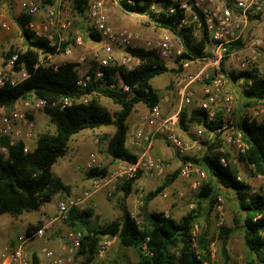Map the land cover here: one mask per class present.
<instances>
[{"label":"trees","instance_id":"16d2710c","mask_svg":"<svg viewBox=\"0 0 264 264\" xmlns=\"http://www.w3.org/2000/svg\"><path fill=\"white\" fill-rule=\"evenodd\" d=\"M55 0H47L51 4ZM264 1V0H262ZM122 9L127 13L147 16L152 22L170 29L182 41L186 52L183 58H198L209 55V32L204 22L200 36H196V26H179L187 17L184 9L176 6L173 13L169 11L170 0H119ZM152 2L160 4L159 12L150 10ZM232 5L233 0H226ZM89 6V0H73V9L84 14ZM197 12L198 9H196ZM250 19H259L261 15L250 14ZM24 38V50L11 48L4 54L7 62L14 55L16 69L24 68L28 76L16 85L6 84L0 87V107L12 111L15 105L24 98L34 95L46 100L43 111L55 125V133H41L36 138L35 147L25 151V143L21 140L10 144L8 137L0 139V145L8 147V153L0 151V216L10 213L14 216L26 211H37L45 204L50 203L59 193L70 194V186L60 177L55 176L53 167L59 158L65 157L70 150V142L74 135L85 129H96L102 126H114L115 133L107 144V152L114 160L135 164L139 160L136 152L128 148L129 118L137 104H144L149 110L157 106L163 96L152 83L155 77L174 70L171 69L155 50L142 47H129L128 51L141 59V63L134 69L126 70L121 66L108 65L101 67L102 74L97 75L96 63L85 74L91 75L86 86L79 84L82 76L83 64L67 61L57 67L41 62V57L56 53V48L49 45L44 38L34 36L33 31L27 28L30 16L21 14L16 18ZM90 34L99 39L93 30ZM243 41L237 40L229 46V51L243 47ZM66 44H63V48ZM181 69V68H180ZM222 69L225 68L222 64ZM176 71V70H174ZM231 79L237 82L244 78L241 98L247 100L246 106L264 105V75L255 67L244 71H232ZM251 81V82H250ZM250 82V83H249ZM127 86V88H126ZM89 97L87 102L75 101L70 106L58 103L64 97L78 100ZM98 96L110 98L119 109L111 112L99 102ZM200 124L208 131H216L222 121L209 122L206 110L197 106L184 107L181 111L179 125L184 131H189L192 124ZM235 125L242 130L247 149L240 154V160L252 166L255 175L264 177V123L250 114H245ZM218 135V134H217ZM182 162L191 159L196 163L205 164L207 170L216 182L233 190L237 196L240 215L235 220V226L243 227L244 243L249 250L253 263L264 264V195L253 192L252 185L239 178L240 171L231 160V154L223 148L221 141L207 143V152L202 158L183 157ZM225 158L227 164L221 159ZM110 172L109 166L91 167L86 175L89 179L105 178ZM180 176V169L166 176L164 182L149 191L143 197L141 215L143 222L124 206L123 217L103 225L92 222L93 210L73 208L65 222L70 230L82 231L81 246L75 253V264H92L99 255V249L105 237H117L119 242L132 248L138 254L136 262L122 263L115 261L112 264H204L212 262L213 257L210 244L216 240L214 233L202 228L194 234L202 200H207L210 208L218 203L219 194L216 187L209 181L200 185L198 208H192L180 219L174 218L163 211L148 210V203L164 193ZM141 177L136 176L118 185V189L128 196L133 185ZM43 226V221L29 224L26 233L32 234ZM234 227L221 226L218 239L221 240V250L226 261L230 259L227 244ZM34 263L38 264V256H33Z\"/></svg>","mask_w":264,"mask_h":264},{"label":"built area","instance_id":"2783aa9c","mask_svg":"<svg viewBox=\"0 0 264 264\" xmlns=\"http://www.w3.org/2000/svg\"><path fill=\"white\" fill-rule=\"evenodd\" d=\"M46 1L21 0L22 13L30 16V20L26 26L33 31L34 36L46 39L49 45L56 48V53L48 54L47 56L42 55L41 62L57 67L60 63H54L48 60V58L50 59L59 53L70 55L73 52V48L67 45L65 38V32L70 29L72 24L69 14L73 0H55L51 4H45ZM170 1L169 11L171 13L175 11L176 6L184 9L187 13V17L179 23V26L194 24L196 26L195 34L198 37L203 30V21L200 14L203 16L209 32V46L213 47L211 55L192 59L183 58L182 55L186 50L181 39L170 29L164 28L155 22L159 27L160 33L154 38H145L137 31L116 28L108 17L105 0H89V6L85 14L88 15L92 24L91 30L99 36V46L81 54L78 61L83 63L91 58L97 65V75L99 76L102 74L100 70L103 66H124L130 70L136 68L141 63V59L130 53L128 51L129 47H142L155 50L162 59L176 60L177 67L181 68L175 80V91L180 100L172 113L164 115L162 104L169 101V97L165 96L157 106L149 110L142 117L148 129L145 130L142 127L136 129L132 141L133 147L140 154L137 163L130 164L123 162L129 165V170H126L123 166L118 167L112 175L109 172L105 178L92 179L91 188L80 194L68 196L60 200L55 220L65 221L73 208H78L79 205L91 198L95 191L100 189L102 182L112 183L120 178H125L123 182H127L136 176L139 171L145 172L148 176H154L163 172L165 167L163 159L154 157L151 153L154 139L157 135L163 136L167 143L173 146L181 156L192 158L188 154L193 144L183 138L178 126L181 111L193 102L198 84L202 85V97L199 99L198 106L206 110L209 122L216 121V108L220 104L225 107L227 114H232L235 97L230 93L229 88L234 81L231 79L230 74L222 69V64L227 59L236 56L239 71H244L250 69V63L256 62V54L248 58L244 56L240 49L229 51V46L241 39L250 20V14L262 15L264 11L263 1L233 0L232 5H229L226 0ZM4 5L6 6L4 0H0V28L11 31L12 27L10 21L7 19ZM161 9L162 7L157 2H152L150 5V10L153 12H159ZM64 43L66 46L63 48ZM76 43L78 45L82 44L80 37L76 39ZM258 43H261V40ZM115 48L126 49V51L118 58L114 53ZM16 58L17 55H14L7 62L5 60L0 61V87L6 84L16 85L28 76L24 68L16 69L14 64ZM90 80L91 75L89 73L84 74L79 80V84L86 86ZM244 82V78H240L235 83L244 85ZM88 99L89 97L87 96L81 97L78 100L64 97L58 103L62 106H70L75 101L87 102ZM19 102H21L25 109H40L47 104L46 100L36 98L35 96L33 100L24 98ZM251 118L264 123V106L254 107ZM230 123L232 122L230 121ZM34 129L35 124L33 120L21 109L4 114L0 118V139L8 137L11 145L21 140L25 143V151L33 149L31 140L34 136ZM198 134L201 136L203 134L202 130ZM224 138L229 144L239 143L240 153H244L248 147L245 141L242 140L243 132L240 129H234L232 133H225ZM0 150L4 154L8 153L7 146L0 145ZM221 161L227 164L225 158H222ZM96 162L97 156L93 153L91 154L89 167H97L95 166ZM193 172H199L197 164L191 159L184 161L180 169V176L188 178ZM202 174L204 175V173ZM257 176L261 177V175ZM239 178L243 179L241 175ZM253 192H256L255 189ZM48 227L49 224H45L30 235L26 232L20 235L17 239V246L12 251L3 252L0 255V264H35L34 259L28 254L30 244L33 240L42 238ZM197 232L195 228L194 234ZM82 238V231L69 230L65 233V241L69 245H65L63 248L66 253L61 254L54 249L44 248L43 257L38 258V264H72L74 255L81 246ZM116 239L117 237L105 238L100 245L99 255H103ZM210 250L213 257L216 251L214 242H211ZM204 264L211 263L205 262Z\"/></svg>","mask_w":264,"mask_h":264},{"label":"rangeland","instance_id":"374dc122","mask_svg":"<svg viewBox=\"0 0 264 264\" xmlns=\"http://www.w3.org/2000/svg\"><path fill=\"white\" fill-rule=\"evenodd\" d=\"M118 1L119 0H105L108 17L116 28L140 32L145 38H154L159 35V27L147 16L125 12ZM4 2L6 3V6L4 5L3 7L7 13V19L10 21L12 29L11 31H6L0 28V61L5 59L4 54L11 48L24 50L27 46L22 30L16 20V18L19 17V11H16L19 0H4ZM13 7H15L16 10ZM69 17L72 20V24L70 29L65 32V38L67 45H70L73 48V52L70 55L59 53L50 59L48 58V60H51L54 63H62L67 61L79 62L78 58L81 54L99 46V42H97L96 38L90 34L92 24L90 23L87 14H79L75 9H73L72 3ZM78 37H80L82 40L81 45L76 43V39ZM241 40L243 41L244 45L240 48V50L244 56L251 58L253 54L257 55L256 62L250 63L249 67L252 68L253 66H256L255 68H257L259 72L264 75V11L259 19L249 20ZM260 40L261 43H258ZM208 49L210 53L209 55H211L213 52V47L209 46ZM125 51L126 49L115 48L114 53L116 54V57L119 58L123 53H125ZM163 60L171 69L176 71L171 70L164 75L155 77L152 80V83L156 89L161 91L163 97L168 96L169 101L175 104V106H173L174 111L180 100L175 91V80L181 69L177 67L176 60ZM79 63L83 64V75L93 64H95L91 58H89L86 62ZM223 66L228 73H231L232 71H239L238 60L236 56L227 59ZM121 67L126 70H130L124 66ZM198 86L202 90V85L198 84ZM242 87L243 84L233 82L229 88L230 93H232L235 97V104L232 114H227L225 112V107L221 104L216 108V121H222V123H220L221 127L216 131L205 130L203 126L197 123L192 124L189 128V131L182 130L180 125L178 126V129L182 133L183 138L193 144V147L190 149L188 155L198 159L202 158L207 152V143L215 141L216 137H218L221 141V144L223 145V148L231 154V160L239 169L241 177L244 180L250 182L256 192L264 195V177H258L255 175L253 168L240 160L241 153L239 143L229 144L224 138L225 133H232L234 129H239L235 125V122L238 119L240 120V118L245 116V114L251 115L254 107L264 106L261 104H256L255 106L249 107L246 106L245 103L247 100L245 101V99L241 98ZM201 97L202 91L200 94L195 93L193 102L188 107L197 106ZM28 98L33 100L34 96L31 95ZM97 98L99 102L105 105L112 113L119 109V106L115 104L110 98L104 96H98ZM16 109L25 111L28 117L32 119L35 124L34 136L31 140V146L33 148L36 144V138L39 134L55 133L56 127L50 121L49 116L43 111V108L25 109L21 102H18L12 111ZM136 110L142 114H147L149 111V109H147V107L142 103L136 105L135 111ZM12 111H7L6 109L0 107V118L4 114H9ZM135 111L132 112L129 118V138L133 125L131 119L132 117H135ZM230 121L232 123H230ZM111 128L115 130L114 126H109L106 129L108 131L94 133L91 136L92 141H95L93 144H96V148L92 151H89L88 153H85V145H79V142L76 140V138L79 137V134L74 135L70 142V150L68 154L65 157L59 158L57 163L54 165V175L60 177L66 184L70 186V194L65 192L59 193L54 196L52 202L45 204L49 207L54 205L50 210L44 207L43 211L41 212L42 216L47 219L43 225L49 224V227L46 229L42 238H37L31 242L28 250V254L31 258H33L34 255H37L38 258L43 257L44 248L54 249L56 252L61 254L66 253L63 248L65 245H69V243L65 241V233L68 232L70 228L65 221H57L54 219L58 202L68 196L80 194L83 191L91 188L92 179H89L86 175L87 170L90 168L89 161L91 159V154L94 153L97 156V162L95 166H109L110 175H112L118 167L123 166L126 170H129L128 164H125L120 160L112 159V157L107 152V143L111 137L109 130H111ZM142 128L148 129L146 125H144ZM200 130L203 132L201 136L198 134ZM84 131H88V129H85L82 132ZM81 134L80 137H82ZM158 138L163 139V146L165 147V150H163L162 153H171V156H167L165 158L163 155L153 152L154 144ZM242 140L244 139L242 138ZM154 144L151 153L154 157L163 159L165 167L163 172L154 176H148L145 174V172H141L140 179L136 181V184H139V188L136 190V193H141V195L137 197L138 201L135 202V206L132 208V211L140 222H143V217L139 208L143 201V197L149 191L154 190L156 187L162 184L167 175L173 173L177 169H181L183 164L179 152L173 146L169 145L163 136L157 135L154 139ZM131 146L130 142L128 141V148L130 151L136 152L138 155H140L138 150L135 149L132 144ZM68 160H73V165L70 168L68 166L63 168V163L67 162ZM196 164L199 172H193L188 178L179 176L174 184L164 191V193L166 191L169 192L168 196H164V193L158 195L148 203V207L152 208L153 211H163L169 215H172L176 219H180L192 208H198V202L200 201L198 193L201 183L204 181L213 183L216 187L217 193L219 194L218 203L214 208L211 209L209 202L207 200H202L201 208L199 209L200 217L198 218V222L196 224L197 231L202 228H207L216 236V240L213 241L215 243L216 251L211 264H260L256 262L253 263L251 261L249 250L244 243L243 227H241V225L239 227L235 226L234 220L238 215H240L238 199L235 192L218 184L215 178L207 170L205 164ZM202 173H204V175ZM124 180L125 178H120L119 180L113 181L112 183L102 182L100 189L95 191L91 198L79 205L78 209L80 211L90 209L93 210L94 215L92 216V222L97 225H103L110 221L117 220L120 214L119 205L113 210V212H109V210L106 209V206L109 203L116 205L117 202L122 200L121 195L123 194V191L119 190L117 187L118 185L123 184ZM154 205L155 207H153ZM38 214V211H26L18 216H14L10 213H4L2 216H0V255L6 251H12L17 246V241L15 240L16 237H19L26 232L27 227L31 223L30 221L34 222V224L39 222L37 221ZM10 218H12V221L15 223L12 225V227H8V221ZM20 220L21 222H19ZM223 225L234 227L227 244V252L230 255V259L228 261L225 260L224 254L222 253L221 240L217 238L221 231V226ZM7 230L11 232L15 239L10 238L8 240L7 236L5 237ZM5 241H7V247L5 246ZM137 260L138 254L136 251L132 248L123 246L117 238L103 255H98L97 259L92 264H112L115 261L126 263L136 262ZM72 264H75L74 259Z\"/></svg>","mask_w":264,"mask_h":264},{"label":"crops","instance_id":"0c3cea01","mask_svg":"<svg viewBox=\"0 0 264 264\" xmlns=\"http://www.w3.org/2000/svg\"><path fill=\"white\" fill-rule=\"evenodd\" d=\"M264 2V1H263ZM17 10L15 7H13L16 11H19V15L20 16L22 13V5H21V0H19V4L17 6ZM97 42H99V39H96ZM201 93V88L199 86L196 87V94H200ZM173 106H175V104L171 101H166L162 104V111L164 113V115H168L170 113L173 112ZM194 107V106H191V108ZM148 109V108H147ZM135 111V110H134ZM145 113H141V112H138L137 110L135 111V117H132L131 121H132V131L130 132V138L128 137V141L130 142V146L132 144V141H133V134H134V131L138 128H141L143 127L144 125H146L144 123V121H142V117ZM147 126V125H146ZM107 127L109 126H102V127H99V128H96V129H88V131H84V132H81L79 133V137L76 138V140L79 142V145H85V153H88L89 151H92L96 148V144L94 145L93 143L95 141H92L91 139V136L94 134V133H98V132H106L108 130ZM129 127H130V124H129ZM147 130V129H145ZM130 131V130H129ZM109 132L111 133V136L115 133V130L113 128H111V130H109ZM80 134L82 137H80ZM110 139V138H109ZM96 140V139H95ZM109 141V140H108ZM108 144V143H107ZM163 139L162 138H158L154 144V147H153V152H155L156 154H161L163 155L165 158L168 156H171V153H162L163 150H165L164 146H163ZM35 147V146H34ZM132 148V146H131ZM84 155V153H83ZM73 165V160H68L67 162H64L63 163V168H65L66 166H68L69 168ZM142 184V183H141ZM139 188V184L135 183L132 187V190L131 192L129 193L128 196H125L124 194V191H123V194L121 195V201L117 202V204H112V203H109L107 204L106 206V209L109 210V212H113V210L119 205V208H120V214H119V219H121L123 217V214H124V206L127 207L128 210H130L133 214V211H132V208L135 206V202L138 201L137 200V197L141 195V193H136V190H138ZM141 192V191H140ZM169 192L166 191L164 193V196H168ZM62 200V199H61ZM52 202V201H51ZM143 205V201L140 205V211H141V206ZM54 205H52L51 207L47 206V205H44L42 206L38 211V218H37V221H43V224L47 221V219L42 216L41 212L43 211V208L46 207V209L50 210L53 208ZM105 207V206H104ZM155 207V205L153 206ZM117 210V209H116ZM148 210L150 212L153 211L152 208H149L148 207ZM47 214V213H46ZM21 222V220L19 221ZM31 223L30 224H34V222L30 221ZM14 221H12V218L9 219L8 221V227H12V225H14ZM7 236L8 240L11 238V239H15L14 236L11 234V232L9 230H7V232L5 233V237ZM18 237H16V241H17ZM5 246L7 247V241H5ZM5 247V248H6ZM261 264V263H260Z\"/></svg>","mask_w":264,"mask_h":264}]
</instances>
